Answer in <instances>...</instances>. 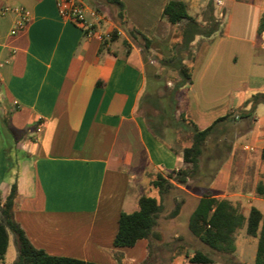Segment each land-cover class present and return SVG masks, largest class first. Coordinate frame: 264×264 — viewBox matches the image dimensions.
Here are the masks:
<instances>
[{"label": "crops", "instance_id": "1", "mask_svg": "<svg viewBox=\"0 0 264 264\" xmlns=\"http://www.w3.org/2000/svg\"><path fill=\"white\" fill-rule=\"evenodd\" d=\"M120 1L127 27L150 39L149 65L118 26L110 0H85L101 15L95 29L103 40L61 18L54 0H0V63L16 49L0 67V100L12 125L28 132L8 171L0 130L1 197L16 177L14 217L32 245L97 264H118L114 252L123 253L126 264L145 259V239L114 246L119 218L137 210L155 173L167 176L184 165L191 133L183 116L199 130L225 119L208 138L220 145L231 137L208 192L245 217L253 207L264 215V197L256 194L264 178V103L252 102L264 93V0H182L204 26L211 14L222 24L218 33L194 39L186 60L192 83L175 94L168 70L155 66V57L172 53L176 26L163 17L170 0ZM16 6L30 11L32 20L13 36L17 15L3 8ZM113 31L118 35L107 39ZM244 228L231 258L252 264L245 256L252 251L255 262L258 238L244 236ZM12 242L17 259L10 233L5 257ZM226 258L213 264H228ZM186 264L202 263L186 258Z\"/></svg>", "mask_w": 264, "mask_h": 264}, {"label": "trees", "instance_id": "2", "mask_svg": "<svg viewBox=\"0 0 264 264\" xmlns=\"http://www.w3.org/2000/svg\"><path fill=\"white\" fill-rule=\"evenodd\" d=\"M110 2L115 6V20L118 26L126 32L134 44L142 49L144 61L149 65L147 59L151 55L150 39L139 30L127 27L124 5L120 0H110ZM211 5L212 2L209 4V10L212 9ZM163 17L176 26L171 44L172 53L168 57L157 56L155 59L160 67L176 73L172 91L175 94L179 89L192 83L191 66L186 62V60H190L192 55V42L197 36L210 37L218 33L222 21L211 14L207 18L208 24L204 26L188 14L187 5L182 0H170L164 8ZM117 35V31H113L112 39ZM149 67L146 66L147 71H149ZM252 102L264 103V93L255 94L252 97ZM181 119L185 123V130L191 133V144L183 152L184 165L178 171H173L167 176L160 173H155L152 176L149 187L157 191L158 198L140 195L137 200V210L120 215L114 246L119 248L133 247L139 240L145 239L148 242L147 255L141 264H173L174 256L169 261L157 258L163 253L161 249L157 250L160 246L159 242L163 240L159 231L160 215L165 210V199L172 188L185 186L189 180L198 179L202 194L188 220V229L191 234L212 250L225 255L227 257L225 261L228 264H238L230 256L236 250V233L245 226L249 236L258 238L254 264H264V215L253 207L248 216L245 217L229 200L212 196L208 192V187L217 169L211 176H208L201 167V159L208 138L215 135L217 124L225 119H218L204 130H199L192 121L184 116ZM0 130L4 142V153L9 163V171L15 166L13 157L17 159L19 153L16 145L26 139L28 132L18 130L12 125L11 111L2 104L1 100ZM224 133L222 132L221 135ZM261 157L264 162V149ZM205 177H209L207 181L202 179ZM256 194L264 197V178L258 181ZM17 198L18 185L17 178L14 177L6 197L2 198L0 194V261L5 257L9 233H11L14 236L17 250V259L14 264H97L69 257L52 256L44 250L34 247L15 220L14 212ZM179 208L180 204H177L172 212L173 216L179 213ZM114 256L118 264H126L123 253L114 252ZM186 258L191 263H214V258L200 250L186 254Z\"/></svg>", "mask_w": 264, "mask_h": 264}, {"label": "rangeland", "instance_id": "3", "mask_svg": "<svg viewBox=\"0 0 264 264\" xmlns=\"http://www.w3.org/2000/svg\"><path fill=\"white\" fill-rule=\"evenodd\" d=\"M149 59L150 58L147 60L149 61ZM155 66L160 65L156 64ZM167 70L168 71H166L164 75L169 76L168 79L174 80L173 76H176V73L170 69ZM148 85H151V81H149ZM230 139L231 137L229 135L226 141L223 143L220 142V145H216L208 140L201 159V167L207 172L208 176H211L212 173L218 169L219 162L227 154L228 142H230ZM208 178L209 177H205L202 179L207 181ZM198 182V179L189 180L185 186L174 187L167 194L165 199V210L160 215L159 231L162 234L163 240L159 242L160 246L157 248V250H162L163 257L158 255V259L169 261L172 256H174L173 264H186V254H192L196 250L203 251L212 258H218L219 256L225 258V255L212 250L210 247L200 242L188 229L189 217L198 201L196 195L202 194L201 185H199ZM142 195L158 198L157 191L150 188L149 185L142 191ZM177 204H180L179 213L173 216L172 212ZM243 233L244 236H248L245 228L243 229ZM176 234L179 235L181 238L180 240H177ZM252 253L251 251V253L249 252L245 256L246 263H254ZM15 259V248L12 242L10 251L5 257L3 264H14ZM138 264H141V262Z\"/></svg>", "mask_w": 264, "mask_h": 264}, {"label": "built area", "instance_id": "4", "mask_svg": "<svg viewBox=\"0 0 264 264\" xmlns=\"http://www.w3.org/2000/svg\"><path fill=\"white\" fill-rule=\"evenodd\" d=\"M58 14L64 20L75 24L81 28L88 36L97 35L102 40L104 36L96 32V24L100 20V13L98 10L90 9L85 0H54ZM218 4L221 1H217ZM4 12L13 11L16 15L15 24L11 30V35L15 36L18 33L24 31L32 20L31 12L23 7H4ZM107 39H112V34L106 35ZM16 49L11 50V54L8 59L0 63V67L7 64L15 56Z\"/></svg>", "mask_w": 264, "mask_h": 264}]
</instances>
